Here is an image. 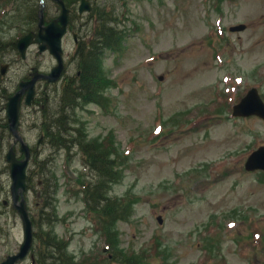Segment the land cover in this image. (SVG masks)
<instances>
[{
    "label": "rangeland",
    "instance_id": "374dc122",
    "mask_svg": "<svg viewBox=\"0 0 264 264\" xmlns=\"http://www.w3.org/2000/svg\"><path fill=\"white\" fill-rule=\"evenodd\" d=\"M88 1L92 10L81 19L74 15L75 29L80 26L85 35H91L96 13L106 10L121 18L114 25L126 30L121 48L104 53L109 83L105 108L89 104L76 109V118L82 120L78 125L81 138L113 162L119 181L111 195L136 196L130 203L133 217L117 225L110 222L111 239L124 257L113 264H201L205 252L218 249L228 264H264V248L259 242L264 239V173L245 169L247 157L264 145V120L232 115V105L251 86H258L264 95V76L259 73H264V0ZM44 4L49 19L59 15L55 2L45 0ZM241 23L247 25L245 31L230 30ZM74 46L73 33L68 34L64 56L67 74L78 79L72 81L77 89L80 76L71 58ZM6 61L11 62L4 85L8 91H15L33 67L49 72L56 64L49 52L39 53L36 46L25 60L7 52ZM62 84H40L37 102L21 110L20 133L37 150L29 166L30 187L34 188L26 200L31 214L39 218L41 195L48 182L38 186L37 181L42 171L58 179L59 218L54 220V234L70 239L67 251L81 255L95 249L99 240L93 229L96 218L70 189L90 174L84 160L89 157L83 158L81 149L74 146L68 151L53 148L43 131L44 110L56 108ZM220 91L229 94L232 103L228 107L224 100H220L223 106L216 103ZM3 107L0 262L16 253L23 239L6 161L15 139L1 127ZM218 107L223 108L216 110ZM20 148L18 143V154ZM245 213L249 216L246 221L241 219ZM40 222L45 228V222ZM252 228L261 229L263 235H254L249 255H244L237 239H248ZM20 264H31L30 255Z\"/></svg>",
    "mask_w": 264,
    "mask_h": 264
},
{
    "label": "trees",
    "instance_id": "16d2710c",
    "mask_svg": "<svg viewBox=\"0 0 264 264\" xmlns=\"http://www.w3.org/2000/svg\"><path fill=\"white\" fill-rule=\"evenodd\" d=\"M109 21L104 20L102 22L103 26V33L98 35V42H94L93 46L90 48V52H83V55H81V60L83 62L82 65V76H81V83L82 85L79 87V91H73L72 90V84L69 83L66 87L67 94L71 96L70 102H77L78 100H82L83 103H90V102H101L100 101V89L102 88V85L104 83V77L100 71V64L98 61L99 52L98 50L102 47H109V43L106 42L104 39L106 36L104 33L110 34L113 36V40L117 36L116 30L113 27L109 26ZM125 33V30H124ZM112 44H115L114 42ZM0 44V51L2 50ZM113 47V46H112ZM87 48V46H86ZM72 90V91H71ZM76 122V119L74 117L71 119V115L67 112H61L60 116L57 118L56 125H57V131L55 133H52L53 127H48V135H49V142L55 147V148H63V149H72V146L74 147H80L82 151H85L86 155L91 158L92 160V166L93 169L97 173V180L94 183H88L85 185V188L83 192L86 195V200L88 202L89 207L96 208L99 205H102L105 202V206H102V209L104 212L100 211L99 216L102 219H105L108 214L113 215L117 212V208L115 207L113 202H108L107 197L105 194L104 186H105V179L110 176V166L108 163H106V160L104 159V154L100 153L97 149V147L91 143L87 142L85 139H81L83 137L82 133L79 131V136L74 135L75 139L69 138L67 135L72 134V128L71 126L74 125ZM7 125V124H6ZM3 125V126H6ZM75 126V125H74ZM73 135V134H72ZM52 176L50 175V178ZM46 181V180H45ZM44 181V182H45ZM48 188L52 184L53 190L50 191V189L44 190L45 200L43 206L46 208L51 209V214L46 213L44 216L45 218L52 217V213H55L54 208L52 207V201H55V194L58 191V184L57 182H52L51 180L48 181ZM51 207V208H50ZM124 207L128 210V205L124 203ZM130 207V206H129ZM53 208V209H52ZM92 208V209H93ZM98 210V209H93ZM126 210V211H127ZM45 213V210L43 211ZM125 213V211H124ZM110 215V216H111Z\"/></svg>",
    "mask_w": 264,
    "mask_h": 264
},
{
    "label": "water",
    "instance_id": "95a60500",
    "mask_svg": "<svg viewBox=\"0 0 264 264\" xmlns=\"http://www.w3.org/2000/svg\"><path fill=\"white\" fill-rule=\"evenodd\" d=\"M88 6H83L81 8V12L88 9ZM67 10H64L63 16L60 18L63 26H65L68 22V15ZM246 28V25H239L233 27L232 30H243ZM46 34L40 33L38 35V41H43L45 45L43 48L47 46L50 47L52 53H54L60 61V66L57 67L54 72L48 77L50 81H56L62 72V58H61V37L65 32V27H61L58 23L53 22L47 28H45ZM32 36V35H30ZM31 43V37H27L20 41V47L23 53L25 52L28 45ZM37 78L31 80L30 82H26L22 84V90L15 95L14 97L10 98V101L7 105V111L10 121V129L16 135V137L22 142L23 144V151L26 152L27 158L25 160H17L15 158L14 153L9 154V160L12 162V177L14 180L12 190H13V197L15 206L21 213L25 225H26V241L22 247V251L20 254L10 256L8 260L3 262L2 264H16V262L23 258L32 243V224L29 219V215L27 212L25 201L22 200L19 202V196L22 195L23 190L26 189L25 179H26V168L28 165V160L30 157V151L28 146L24 143L22 137L18 134V125H19V106H20V98L24 91L29 90L27 103L30 104L31 100L34 96V85ZM234 114L240 116H249V115H259L264 118V102L258 95L256 90L251 91L247 97L243 99V101L234 107ZM246 167L248 170H255V169H264V147H261L259 150L255 151L251 157L249 158ZM162 221V219H160Z\"/></svg>",
    "mask_w": 264,
    "mask_h": 264
}]
</instances>
